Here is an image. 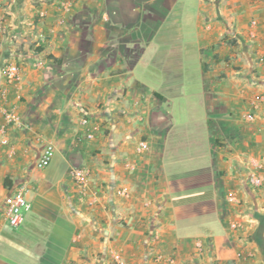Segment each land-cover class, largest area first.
<instances>
[{
    "label": "crops",
    "instance_id": "0c3cea01",
    "mask_svg": "<svg viewBox=\"0 0 264 264\" xmlns=\"http://www.w3.org/2000/svg\"><path fill=\"white\" fill-rule=\"evenodd\" d=\"M175 1L0 0V264H112L113 251L128 264H264V101L251 105L264 96V0L199 1L189 48L207 114L181 126L139 74L157 63L168 80L180 68L158 54ZM10 63L17 83L1 74ZM47 142L54 165L39 169ZM78 166L99 203L76 186ZM20 186L33 206L13 227L5 200Z\"/></svg>",
    "mask_w": 264,
    "mask_h": 264
},
{
    "label": "rangeland",
    "instance_id": "374dc122",
    "mask_svg": "<svg viewBox=\"0 0 264 264\" xmlns=\"http://www.w3.org/2000/svg\"><path fill=\"white\" fill-rule=\"evenodd\" d=\"M199 1L176 0L174 6L168 10L166 24L160 33V38L168 39V41L161 42L159 56L165 59L176 57L180 60V68L174 73L175 76L168 80L164 78L157 63H152L145 70L139 69L141 77L148 80L149 93L147 95L152 97L154 96L152 91L162 89L168 98L165 102L160 100L163 103L162 106L173 116L171 120L178 121L179 126L189 120H197L201 123L207 114L202 94L205 81L199 67L200 53L196 48H189L193 42L198 40L194 23L199 15ZM152 55L157 56V51ZM163 63L167 64L166 61ZM153 99L157 101L154 97ZM55 158L56 156L45 169L54 165ZM188 176H192L191 181L195 174Z\"/></svg>",
    "mask_w": 264,
    "mask_h": 264
},
{
    "label": "built area",
    "instance_id": "2783aa9c",
    "mask_svg": "<svg viewBox=\"0 0 264 264\" xmlns=\"http://www.w3.org/2000/svg\"><path fill=\"white\" fill-rule=\"evenodd\" d=\"M68 3V1H65ZM40 16H45L42 12ZM3 19L2 9L0 7V20ZM253 36V35H252ZM1 74L6 78L9 83H17L21 80L22 77V69L20 65L16 63H10L5 65L1 69ZM264 101V96H260L259 98L253 100L251 105L255 110L258 108V105ZM5 118L11 123H19V117L14 111L5 109L4 110ZM253 116V114H251ZM90 118L83 117L82 124L84 126H88L90 124ZM95 134L93 132L88 131L87 137L93 138ZM9 139L6 134V129H0V144H8ZM148 148V144L146 142H140L137 147L138 151H143ZM56 154V146L53 142H47L41 152V155L36 163V167L39 169H44L48 167L52 160L54 159ZM259 166V165H258ZM71 177L73 178L76 186L79 190L88 195L90 197V203L96 204L99 203L100 200L98 196V191H90L89 185L91 182V172L86 167H74L71 170ZM249 184L253 189H258L263 184V177L260 174L252 173L249 176ZM28 188L26 186H20L14 189L5 200V210L4 217L6 221L13 227H20L25 220V213L32 209V202L27 197ZM116 194L123 197H128L130 192L125 188H119L116 190ZM227 202L232 205L240 206L243 204V199L240 196L239 192L236 190H229L226 195ZM241 226V223L234 219L231 221V228L238 229ZM238 256H242V252L238 254ZM112 264H128L122 253L119 251L112 252Z\"/></svg>",
    "mask_w": 264,
    "mask_h": 264
},
{
    "label": "trees",
    "instance_id": "16d2710c",
    "mask_svg": "<svg viewBox=\"0 0 264 264\" xmlns=\"http://www.w3.org/2000/svg\"><path fill=\"white\" fill-rule=\"evenodd\" d=\"M51 57L53 58L54 56H51ZM56 61L57 62H61V60H58V59H56ZM6 184L10 187V184H9L8 180H7Z\"/></svg>",
    "mask_w": 264,
    "mask_h": 264
}]
</instances>
